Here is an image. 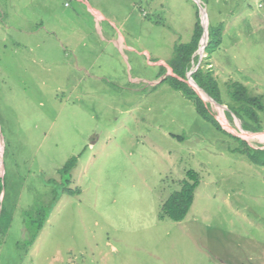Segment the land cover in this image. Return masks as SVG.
<instances>
[{
	"label": "rangeland",
	"instance_id": "1",
	"mask_svg": "<svg viewBox=\"0 0 264 264\" xmlns=\"http://www.w3.org/2000/svg\"><path fill=\"white\" fill-rule=\"evenodd\" d=\"M203 1L224 26L206 59L223 104L203 97L225 132L169 83L192 0H0V264H264V166L228 135L264 150V113L250 132L226 106L230 82L264 103V0ZM71 158L73 194L27 246ZM190 170L186 217L159 219Z\"/></svg>",
	"mask_w": 264,
	"mask_h": 264
},
{
	"label": "trees",
	"instance_id": "2",
	"mask_svg": "<svg viewBox=\"0 0 264 264\" xmlns=\"http://www.w3.org/2000/svg\"><path fill=\"white\" fill-rule=\"evenodd\" d=\"M204 2L203 0H200ZM195 8V23L193 34L189 42L178 44L174 47V55L169 63V68L175 77H169L171 87L181 92L185 97L191 99L195 106L196 113L203 119L212 122L217 128L225 132L220 127L219 121L209 110V106L203 101L196 92L184 81L186 74L191 71L198 63L199 56L195 52L199 48V41L202 36V27L200 24L198 8ZM224 26L219 24L212 26L210 23L207 28V45L204 53L207 56L201 61L197 70L191 75L197 86L202 89L210 98L219 104H223L221 91L212 70L206 68L209 63L206 59L210 57L213 51L217 50L222 42ZM227 96L230 104L226 105L230 112L240 120L242 129L250 132L261 130L260 115L264 113V103L262 95H250L248 89L240 82H230L227 85ZM229 136L240 140L245 149L240 153L245 155L251 162L264 166V159H260L259 153L264 156V150L253 149L248 144L228 133ZM76 158L68 160L58 171L59 178L62 180V188L53 191V198L47 207L36 206L32 211L24 215V225L27 234L26 245L34 243L39 232L47 221L51 208L55 205L61 195H71L73 191L68 188L70 183V172L75 167ZM199 185V177L193 170L185 173V179L181 181L180 189L173 192L169 198L162 203L160 207L159 219L167 218L172 222H181L186 217L191 204L193 195ZM3 189L2 178L0 179V193ZM0 206V221L2 219V210Z\"/></svg>",
	"mask_w": 264,
	"mask_h": 264
},
{
	"label": "water",
	"instance_id": "3",
	"mask_svg": "<svg viewBox=\"0 0 264 264\" xmlns=\"http://www.w3.org/2000/svg\"><path fill=\"white\" fill-rule=\"evenodd\" d=\"M194 2V4L197 6L198 8V14H199V19H200V24H201V27H202V36L200 38V41H199V48L197 49V51L195 52V55H198L199 56V59H198V63L197 65L191 70L189 71L187 74H186V79L185 80H182L180 79L181 81H184L185 83H187L195 92L196 94L203 100L205 101L204 96H206L207 100L216 104L218 107H221L219 104H217L212 98H210L202 89H200L197 84L194 82V80L192 79L191 75L197 70V68L199 67V65L201 64V61H202V55L204 54V49L207 45V28H208V20H207V17H206V12H205V8H203L202 6V2L200 0H192ZM203 42V44L201 43ZM170 72H171V69L169 68ZM170 76H173L174 75L172 74H169ZM222 126V125H221ZM223 128V126H222ZM224 129V128H223ZM230 133V132H229ZM232 135V133H231ZM234 135V134H233ZM238 138H241V137H238Z\"/></svg>",
	"mask_w": 264,
	"mask_h": 264
},
{
	"label": "crops",
	"instance_id": "4",
	"mask_svg": "<svg viewBox=\"0 0 264 264\" xmlns=\"http://www.w3.org/2000/svg\"><path fill=\"white\" fill-rule=\"evenodd\" d=\"M92 11H93V13L95 14V16H96L98 19L103 18V16H102L99 12H97V11H95V10H92ZM121 40H122V38H121Z\"/></svg>",
	"mask_w": 264,
	"mask_h": 264
},
{
	"label": "bare ground",
	"instance_id": "5",
	"mask_svg": "<svg viewBox=\"0 0 264 264\" xmlns=\"http://www.w3.org/2000/svg\"><path fill=\"white\" fill-rule=\"evenodd\" d=\"M203 44V42H201ZM2 170L1 168V156H0V171Z\"/></svg>",
	"mask_w": 264,
	"mask_h": 264
}]
</instances>
